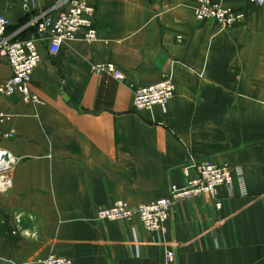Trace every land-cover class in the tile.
Returning <instances> with one entry per match:
<instances>
[{
    "label": "crops",
    "instance_id": "crops-1",
    "mask_svg": "<svg viewBox=\"0 0 264 264\" xmlns=\"http://www.w3.org/2000/svg\"><path fill=\"white\" fill-rule=\"evenodd\" d=\"M56 0H34L38 9ZM246 19L233 28L195 20L196 0H97L98 40L39 45L34 107L0 95V150L19 159L0 192V264L51 253L74 264H264V6L218 0ZM17 25L21 0H0ZM114 64L117 81L92 72ZM0 58V84L11 77ZM170 77L167 111L137 112L136 88ZM212 160L243 170L220 189L177 204L164 233L138 218L98 221L118 200L137 208L186 186L183 169ZM36 234L13 235L18 225ZM174 260H167L169 252Z\"/></svg>",
    "mask_w": 264,
    "mask_h": 264
},
{
    "label": "built area",
    "instance_id": "built-area-1",
    "mask_svg": "<svg viewBox=\"0 0 264 264\" xmlns=\"http://www.w3.org/2000/svg\"><path fill=\"white\" fill-rule=\"evenodd\" d=\"M27 16L22 23L13 25L8 17L0 15V58L6 60L11 68V77L0 84V95L21 99L34 107L42 104L40 96L33 90V75L41 62L39 45H48V52L56 56L66 42L82 40L93 43L98 40L97 0H56L49 7L38 9L34 0H21ZM257 6H264V0H246ZM194 17L197 22H216L222 28H233L246 19V14L218 0H196ZM92 72L108 75L117 81H124L125 75L112 63L100 62L92 66ZM176 95V85L167 77L158 84L136 88L134 108L137 112L160 108L167 111ZM10 115L0 112V128L10 121ZM1 151L0 157V192H6L13 186L12 172L19 159L7 151ZM8 154L5 162L2 157ZM187 180L186 186L172 185L169 195L150 204L137 208L118 200L111 206L98 211L97 220L121 222L133 218L141 221L145 230L151 233H164L172 212L177 204L200 195L211 197L218 210L222 207L220 189L231 187L238 176L242 191H246L243 170L236 172L229 166H220L212 160L195 162L183 169ZM18 225L13 235L21 233L24 237L34 238L36 234L23 230ZM167 260H174V252H169ZM24 264H74L73 260L51 253L37 262Z\"/></svg>",
    "mask_w": 264,
    "mask_h": 264
},
{
    "label": "water",
    "instance_id": "water-1",
    "mask_svg": "<svg viewBox=\"0 0 264 264\" xmlns=\"http://www.w3.org/2000/svg\"><path fill=\"white\" fill-rule=\"evenodd\" d=\"M2 160L5 161V162H8V160H9V156H8V154H5V155L2 157Z\"/></svg>",
    "mask_w": 264,
    "mask_h": 264
},
{
    "label": "bare ground",
    "instance_id": "bare-ground-1",
    "mask_svg": "<svg viewBox=\"0 0 264 264\" xmlns=\"http://www.w3.org/2000/svg\"><path fill=\"white\" fill-rule=\"evenodd\" d=\"M0 157H1V151H0Z\"/></svg>",
    "mask_w": 264,
    "mask_h": 264
},
{
    "label": "trees",
    "instance_id": "trees-1",
    "mask_svg": "<svg viewBox=\"0 0 264 264\" xmlns=\"http://www.w3.org/2000/svg\"><path fill=\"white\" fill-rule=\"evenodd\" d=\"M23 21H24V20H22V22H23ZM22 22H21V23H22Z\"/></svg>",
    "mask_w": 264,
    "mask_h": 264
}]
</instances>
